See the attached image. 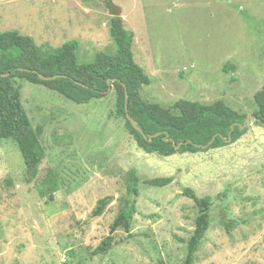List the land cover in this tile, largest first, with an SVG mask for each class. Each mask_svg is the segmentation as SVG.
<instances>
[{"label": "rangeland", "instance_id": "374dc122", "mask_svg": "<svg viewBox=\"0 0 264 264\" xmlns=\"http://www.w3.org/2000/svg\"><path fill=\"white\" fill-rule=\"evenodd\" d=\"M109 0H0V30L40 48L79 43L80 63L115 55ZM134 32L133 52L151 83L145 100L224 101L247 116L236 143L161 157L140 149L114 114L116 96L77 104L43 85L15 80L45 158L32 183L12 140L0 141V264H183L198 208L184 195L213 197L210 228L195 264H264V126L250 122L264 86V0H111ZM50 169L60 190L48 203L39 183ZM173 177L142 184L131 234H115L107 255L92 252L110 234L127 194V174ZM111 203L93 217L98 202Z\"/></svg>", "mask_w": 264, "mask_h": 264}, {"label": "trees", "instance_id": "16d2710c", "mask_svg": "<svg viewBox=\"0 0 264 264\" xmlns=\"http://www.w3.org/2000/svg\"><path fill=\"white\" fill-rule=\"evenodd\" d=\"M108 2L113 12L111 0ZM108 28L117 48L116 54L98 53L93 63L79 62L77 41L67 42L58 48H40L31 36L18 31L0 30V74H10L0 75V141L12 140L17 145L25 162L27 183L37 179L45 158L41 142L44 128L33 126L22 102V86L15 83L16 79L43 85L77 104L103 99L108 96L111 87L116 96L113 114L125 121L126 130L147 154L170 157L207 152L236 143L247 133L249 125L243 128L247 116L224 101L204 104L179 100L173 106L165 107L145 100L141 90L151 80L135 61L134 32L126 29L122 17L113 16ZM39 74L50 78L61 77L45 81ZM126 90L128 113L147 137L154 136L151 141L137 131L127 117ZM255 103L257 109L250 122L255 126H264V86L255 95ZM60 179V174L50 169L40 181V196L46 198L48 203L55 200V194L60 190ZM172 182L173 177L145 179L136 169L130 170L127 174V194L120 200V210L110 226V234L92 255H107L117 244L115 234L120 230L132 237V224L142 184L161 188ZM184 195L194 200L198 213L183 264H195L196 255L210 228L213 197H200L191 188H186ZM110 203L109 197L100 200L93 217L102 216Z\"/></svg>", "mask_w": 264, "mask_h": 264}, {"label": "water", "instance_id": "95a60500", "mask_svg": "<svg viewBox=\"0 0 264 264\" xmlns=\"http://www.w3.org/2000/svg\"><path fill=\"white\" fill-rule=\"evenodd\" d=\"M113 13H114V16L115 17H121L122 16V11L121 9L117 8V7H113ZM37 73V72H36ZM1 76H9L10 74H7V75H4V74H0ZM40 78L42 80H45V81H49V80H53L55 78H59L61 76H56V77H46L42 74H39ZM108 84L110 85L111 84V80L108 81ZM111 87L109 88V91H111ZM108 91V92H109ZM127 101H128V93H127V90H126V112H127V117L129 118L131 124L133 125V127L139 131L140 133H142L147 139H149L150 141L154 138V136H149L147 137L145 135V133L143 132V130L139 127L138 123L136 120H134L133 118L130 117L129 113H128V105H127ZM247 126V122L243 125V128H245ZM235 127V126H234ZM215 139V138H214ZM214 139L212 140V142L214 141ZM212 142L210 144H212ZM228 142H231V140H228ZM207 148V147H205Z\"/></svg>", "mask_w": 264, "mask_h": 264}]
</instances>
